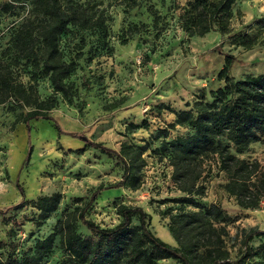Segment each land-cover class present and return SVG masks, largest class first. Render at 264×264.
Masks as SVG:
<instances>
[{"label": "rangeland", "instance_id": "obj_1", "mask_svg": "<svg viewBox=\"0 0 264 264\" xmlns=\"http://www.w3.org/2000/svg\"><path fill=\"white\" fill-rule=\"evenodd\" d=\"M9 1L0 0V7ZM77 1H90L93 9L106 17L109 48H102L96 35L74 28L61 37L60 49L65 59L79 53L83 56L69 78L77 98L73 105H68L58 96L56 108L50 111V120L38 119L30 121L28 126L22 123L12 126L20 110L9 111L10 103L0 105V210L23 197L34 200L53 193L61 195L58 210L44 223L36 220L37 212L30 207L0 217L3 245L0 254L13 246L15 255L21 257L35 240L52 231L61 216L82 205L91 189L119 179L121 168L117 160L97 149L84 147L86 139L110 149H118L122 141L142 145L150 133L164 128L173 119L165 109L157 114L159 105L179 109L198 94L208 97L210 91L222 85L216 74L223 65V54L236 59L230 70L235 79L264 73V28L254 23L264 17V0H236L227 34L222 39L214 26L187 38L179 27L187 0H151L128 13L123 12V0ZM149 6L161 17L159 33L152 29V18L146 11ZM29 16L30 6L25 0L14 3L9 13L0 9V59H7L3 53L8 56L6 49L13 30ZM131 24H144L148 28L122 45V39L126 38L122 31ZM219 45L220 50L213 51ZM92 53V61L86 62L87 55ZM15 72L23 83H29L28 69L19 66ZM36 89L41 99L51 94L47 79L37 80ZM115 102L117 106L112 107ZM142 120L146 121V129L125 133L128 123ZM151 145L155 147L158 142ZM241 157L256 160L263 167L264 136L261 143L252 145ZM144 158L147 166L140 189L103 192L86 218L102 227H112L119 220L116 205L140 206L151 215V231L173 245L165 228L167 221L158 215L169 206L162 202L176 195L167 178L170 169L160 165L149 151ZM204 183L206 195L200 200L201 205L218 204L230 217L225 241L234 259L241 247V231L252 227L264 230V200L257 210L239 209L221 189L223 175L215 168L205 174ZM78 231L86 233L79 226ZM258 243L253 240L250 246L254 249ZM59 257L55 250L47 264H55ZM158 264L176 262L162 260Z\"/></svg>", "mask_w": 264, "mask_h": 264}, {"label": "trees", "instance_id": "obj_2", "mask_svg": "<svg viewBox=\"0 0 264 264\" xmlns=\"http://www.w3.org/2000/svg\"><path fill=\"white\" fill-rule=\"evenodd\" d=\"M235 1L187 0L180 16L181 31L190 38L214 26L222 39L227 34ZM20 2L23 0H10L0 9L9 13L14 3ZM25 2L30 6V16L13 30L6 49L8 56L3 53L7 61L0 59V105L10 103L9 111L20 110L12 126L20 123L28 126L30 121L38 119L50 120V111L56 108L58 96L73 105L77 91L69 78L83 54L64 58L60 40L70 28L96 35L101 47L109 48L106 17L94 10L90 1ZM149 2L151 0H123V12ZM146 11L152 18V29L159 33L161 17L152 6ZM254 23L264 28V17ZM147 28L144 24L129 25L122 31L126 38L121 44L125 45L128 38ZM219 50L220 45L213 49ZM93 54L87 55L86 62L92 61ZM223 55V65L216 74L222 85L210 91L208 97L198 94L180 109L159 105L155 112L168 110L173 120L150 133L142 145L122 141L118 149H110L86 139L84 147L97 149L117 160L121 168L119 179L91 189L82 205L61 216L52 231L35 240L21 257L9 246V250L0 254V264H47L55 250L60 254L55 264H158L162 260H173L176 264H264V230L252 227L241 231V247L232 259L225 241L230 217L218 204L204 207L200 203L206 195L205 174L212 168L223 175L224 183L220 187L239 209L257 210L264 200V166L241 157L263 140L264 73L235 79L230 74L235 57ZM19 66L28 69L29 83H23L16 75ZM41 79H47L51 87V94L44 99L38 96L36 89V81ZM116 106V102L112 103V107ZM141 128H147L145 120L128 123L124 130L131 134ZM170 132L175 135L171 136ZM155 142L158 145L152 147ZM147 151L160 165L170 169L167 178L176 195L162 202L169 206L158 215L167 221L165 228L173 245L151 231V215L140 206L116 205L119 220L112 227H102L86 218L103 192L140 189L145 178ZM60 201L59 193L34 200L23 197L0 210V217L30 207L37 212L36 220L44 223L58 210ZM78 226L86 233L78 231ZM253 240L259 241L254 249L250 246ZM0 249H3L1 243Z\"/></svg>", "mask_w": 264, "mask_h": 264}, {"label": "crops", "instance_id": "obj_3", "mask_svg": "<svg viewBox=\"0 0 264 264\" xmlns=\"http://www.w3.org/2000/svg\"><path fill=\"white\" fill-rule=\"evenodd\" d=\"M180 108H183V107H180ZM180 108H179V109H180ZM171 117L173 118V116H172V115H171ZM172 120H173V119H172Z\"/></svg>", "mask_w": 264, "mask_h": 264}]
</instances>
